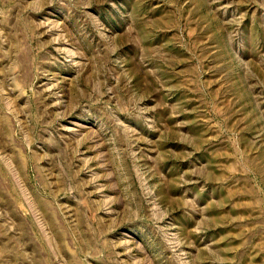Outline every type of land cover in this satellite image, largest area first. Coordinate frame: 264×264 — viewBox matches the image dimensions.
<instances>
[{
	"label": "rangeland",
	"instance_id": "374dc122",
	"mask_svg": "<svg viewBox=\"0 0 264 264\" xmlns=\"http://www.w3.org/2000/svg\"><path fill=\"white\" fill-rule=\"evenodd\" d=\"M0 264H264V0H0Z\"/></svg>",
	"mask_w": 264,
	"mask_h": 264
}]
</instances>
